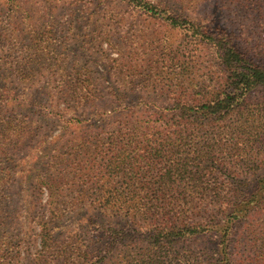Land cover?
Segmentation results:
<instances>
[{"label": "trees", "instance_id": "1", "mask_svg": "<svg viewBox=\"0 0 264 264\" xmlns=\"http://www.w3.org/2000/svg\"><path fill=\"white\" fill-rule=\"evenodd\" d=\"M71 1L84 10V2ZM3 2L8 10H23L21 0ZM224 4L243 13L264 5ZM119 5L211 44L226 78L199 97L174 98L156 119L107 104L70 118L67 127L97 129L59 141L31 175L23 174L35 187L32 202L25 190H10L17 179L4 163L32 143L44 146L42 98L49 84L30 104L13 90L0 92V264H264V176L241 178L257 172L252 157L264 153V100H253L264 89V65L228 27L177 16L152 0H97L93 13ZM75 83L58 82L57 88L64 97L72 91L83 110L97 107L96 82ZM47 115L55 120L52 110ZM27 208L32 235L19 221ZM205 237L214 241L207 258L187 247Z\"/></svg>", "mask_w": 264, "mask_h": 264}, {"label": "rangeland", "instance_id": "2", "mask_svg": "<svg viewBox=\"0 0 264 264\" xmlns=\"http://www.w3.org/2000/svg\"><path fill=\"white\" fill-rule=\"evenodd\" d=\"M152 1L168 6L177 16L228 27L236 42L248 47L250 56L264 65V5L260 11L243 13L233 5L224 4V0ZM257 1L264 3V0ZM82 2L85 8L81 11L71 0H21L23 10L12 11L0 0V83L3 87L0 92H6L5 88L13 90L19 100L30 104L31 98L40 94L41 86L49 84L50 93L42 98L46 109L41 115L44 126L39 138H45L44 146L32 143L24 151L13 154L14 161L4 163L11 165V178L17 179L10 190H25L29 202L33 201L35 187L32 182L22 180L23 174L31 175L35 163L59 141L66 142L86 131L93 134L97 129L67 127L70 118L95 114L107 104L108 109L119 108L118 113L130 112L129 115L139 119H156L174 98L183 95L192 98L193 94L199 97L203 88L208 92L226 78L214 47L207 42L196 43L190 32L175 29L166 20L151 18L126 5H119L118 11L110 9L95 15L97 0ZM87 78L96 82L95 94L99 99L97 107L83 110L78 97L72 91L70 97H64L57 84ZM253 100L262 102L264 89L257 90ZM89 103L84 100V104ZM50 110L56 114L55 120L47 115ZM252 158L259 169L243 174V179L264 176V153ZM29 212V208L23 211L19 221L32 235L36 228ZM213 246L214 241L209 237L187 245L206 258Z\"/></svg>", "mask_w": 264, "mask_h": 264}]
</instances>
